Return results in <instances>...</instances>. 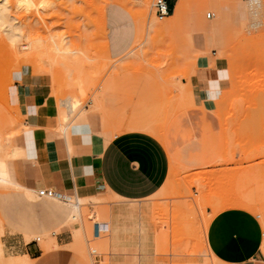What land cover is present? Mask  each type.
Returning a JSON list of instances; mask_svg holds the SVG:
<instances>
[{
	"label": "rangeland",
	"instance_id": "374dc122",
	"mask_svg": "<svg viewBox=\"0 0 264 264\" xmlns=\"http://www.w3.org/2000/svg\"><path fill=\"white\" fill-rule=\"evenodd\" d=\"M40 1L32 0L27 11L8 0L13 30L7 34L0 27V135L6 136L0 148V264H12L8 257L20 256L26 244L36 245L41 258L48 245L60 254L59 264H110L120 228L113 225L108 198L39 199V189L23 182L28 127L10 90L25 72L48 81L58 132L87 115L95 130L119 135L142 132L123 127L142 124L160 142L165 137V185L144 202L124 204L130 209L125 220L132 223L125 230L136 238L149 232L157 258L166 264L179 257L188 259L184 264H220L204 237L211 220L227 209L258 218L264 245V0L257 17L250 14L251 0H185L175 24L155 16L154 0H50L46 10L37 8ZM109 4L126 9L135 28L131 48L116 60L106 44ZM209 13L214 17L207 19ZM201 63L225 68L222 89L202 105L193 77ZM72 99L82 102L74 115L63 108ZM12 147L21 153L11 156ZM7 173L15 186L6 183ZM224 175L232 178L216 183Z\"/></svg>",
	"mask_w": 264,
	"mask_h": 264
},
{
	"label": "crops",
	"instance_id": "0c3cea01",
	"mask_svg": "<svg viewBox=\"0 0 264 264\" xmlns=\"http://www.w3.org/2000/svg\"><path fill=\"white\" fill-rule=\"evenodd\" d=\"M165 1L171 10L174 9L168 20L172 24L181 21L185 0H178L176 5L174 0ZM249 4L251 13V1ZM105 27L109 58L116 60L123 57L135 38L131 15L117 4H109L105 8ZM211 28L215 31L216 27ZM205 66L208 63H201L199 69L195 67L193 75L201 105L202 99L212 100L225 84V68L221 64H216L214 68ZM25 74L10 90V96L28 127L23 134L28 160L22 167L23 182L32 190L52 189L63 199L79 195L110 199L113 201V225L120 227L112 244L114 257L110 264H166L156 257L154 239L149 232L145 238H136L125 230L132 223L125 220L130 209L124 205L144 202L165 185L170 171L165 137L160 142L155 136L145 133L151 128L142 124L123 126L142 132L119 135L108 130H95L87 115L73 122L78 124L72 123L70 128L69 125L60 130V135V131H56L59 112L54 101H50L48 81L32 77L31 73ZM213 105L215 107L216 102ZM174 158L177 159L175 155ZM6 183L15 186L8 173ZM140 207L142 211L150 212L149 205ZM262 234L258 218L250 212L227 209L211 220L204 240L210 257L216 258L220 264H264ZM43 247L46 250L43 258L42 253L36 254V245L31 244H26L24 252L18 257L28 258L30 264L32 261L36 264H59L60 254L49 252L50 247L46 244ZM137 251L143 254L140 259L134 257ZM187 261V258L179 257L173 258L171 263L184 264Z\"/></svg>",
	"mask_w": 264,
	"mask_h": 264
},
{
	"label": "bare ground",
	"instance_id": "6f19581e",
	"mask_svg": "<svg viewBox=\"0 0 264 264\" xmlns=\"http://www.w3.org/2000/svg\"><path fill=\"white\" fill-rule=\"evenodd\" d=\"M16 1V3H15V9H23V8H26L27 9V11H28V9L31 7V6H33V4H35V3H33L32 2V0H15ZM37 1H39V0H37ZM49 1V2H48ZM41 0L40 2H39V4L38 5H36L37 6V8H39V9H42V10H46V8H50V3H52V2H50V0ZM115 1V0H114ZM8 0H0V27H5V28H7L8 30H7V34L9 33V34H11L10 32H12V30H13V26H12V24H10V22L12 21V19H11V21L9 20V17H8V11H9V7L7 6V5H9L8 3ZM35 6V7H36ZM31 8H33V7H31ZM262 7H261V0H251V16L252 17H257V15L260 13V9H261ZM31 10V9H30ZM36 10V9H35ZM132 10V9H131ZM15 11V10H14ZM20 11V10H19ZM40 11V10H39ZM137 11V10H136ZM11 12V11H10ZM136 13V12H135ZM137 14H138V12H137ZM134 15V14H133ZM135 17L134 18H136V19H138V16L135 14L134 15ZM141 16V15H140ZM139 16V19L140 18H142V17H140ZM18 17V16H17ZM45 17V16H44ZM14 23V22H13ZM138 23V22H137ZM140 23V22H139ZM33 24H34V22H33ZM143 25V24H142ZM15 26V25H14ZM17 27V26H16ZM143 27V26H142ZM18 28V27H17ZM138 29H139V27H138ZM141 29V28H140ZM6 30V29H5ZM142 30V29H141ZM143 31V30H142ZM37 32V31H36ZM154 32H157L156 30L154 31ZM14 33H17V32H14ZM20 33V32H19ZM157 33H159V32H157ZM140 35H141V37H142V33H139ZM9 36V35H8ZM16 37V36H15ZM14 37V38H15ZM17 37H18V34H17ZM16 37V38H17ZM21 37V36H20ZM141 37H140V39H141ZM10 38H11V36H10ZM9 38V39H10ZM13 38V37H12ZM13 38V39H14ZM64 38V37H63ZM143 39V38H142ZM33 41V40H32ZM54 41V40H53ZM105 41V40H104ZM140 41V40H139ZM61 43V42H60ZM64 43V42H63ZM138 43V42H137ZM11 44H13V43H11ZM105 44V43H104ZM106 45V44H105ZM39 46H41V45H39ZM52 46V45H51ZM55 46H57L58 47V44H55ZM28 47V46H27ZM42 47V46H41ZM25 49H27V48H25ZM53 49V48H52ZM65 49V48H64ZM31 50V49H30ZM54 50H56V47L54 48ZM12 51V50H11ZM61 52V51H60ZM106 52V51H105ZM70 54H72V53H70ZM80 54V53H79ZM106 54H107V52H106ZM22 57V56H21ZM50 59V58H49ZM40 61V60H39ZM80 62V61H79ZM31 63V62H30ZM39 63V62H38ZM40 64V63H39ZM44 64V63H43ZM75 64V63H74ZM37 65V64H36ZM49 65V64H48ZM41 66V65H40ZM74 66V65H73ZM46 68V67H45ZM43 70V69H42ZM46 70V69H45ZM69 70V69H68ZM74 70V69H73ZM44 71V70H43ZM42 71V72H43ZM80 84V83H79ZM78 85V84H77ZM80 86H81V84H80ZM79 88V87H78ZM81 90V89H80ZM49 97V96H48ZM74 97V96H73ZM81 97V96H80ZM81 101H78V100H76V99H72V100H69V101H67L66 103H65V105H64V107L63 108H65L64 109V111H66V112H68L69 114H73L74 115V112L75 111H79V108H80V110H81ZM60 106V105H59ZM57 111V110H56ZM63 114V113H62ZM71 114V115H72ZM67 116H68V114H66ZM65 115V116H66ZM71 115H70V117H71ZM66 116V117H67ZM61 119H62V117H61ZM68 119L67 118H63V120H62V122H64V123H67L66 121H67ZM69 122V121H68ZM11 124V123H10ZM68 124V123H67ZM60 126H62V125H60ZM8 127V126H7ZM19 128V127H18ZM65 129V128H64ZM63 129V130H64ZM8 130V131H7ZM7 130H5V131H7V132H9L10 133V128L8 127V129ZM12 131H15V130H13L12 129ZM14 133V132H13ZM5 134H6V132H5ZM11 136H12V134H11ZM11 136H10V138H11ZM6 137V136H5ZM5 137H4V135H3V133H2V135H0V148H3L4 147V141H5ZM7 137H9V136H7ZM10 138H8V139H10ZM7 139V138H6ZM9 142H10V140H8ZM7 141V142H8ZM5 144H8V143H5ZM9 145V144H8ZM7 146V145H6ZM5 148V147H4ZM4 148H3V150H4ZM18 153V154H20L21 153V151L19 152V150L18 149H14L13 150V147H12V149H10V154H11V156H15V153ZM18 154H16V155H18ZM227 176V175H226ZM228 177V178H227ZM227 177H225V175H224V177L222 176V178H220V177H218L216 180H217V182L216 183H221V182H227L228 181V179L229 178H232V176H227ZM225 179H227V180H225ZM215 180V181H216ZM230 181V180H229ZM194 182H196V181H194ZM235 184V183H234ZM218 185L216 184L215 185V187H217ZM215 187H213L212 188V190H210V191H214V189H216ZM39 199H44V198H40V197H38ZM66 199L67 198H64V199H57V198H52V200H57V201H66ZM8 259H9V262H11L12 264H30L29 262H28V258H26V257H24V258H20V257H18V256H16V257H8ZM8 262V261H7ZM10 264V263H9Z\"/></svg>",
	"mask_w": 264,
	"mask_h": 264
},
{
	"label": "built area",
	"instance_id": "2783aa9c",
	"mask_svg": "<svg viewBox=\"0 0 264 264\" xmlns=\"http://www.w3.org/2000/svg\"><path fill=\"white\" fill-rule=\"evenodd\" d=\"M152 9L154 11L155 16L159 20L169 17L170 13L172 12V10L167 6L165 0H154ZM213 17L214 15L212 13L207 14V19H211ZM37 196L40 198H44V199L45 198L46 199H52V198L63 199L54 190L49 189V188L39 189L37 191Z\"/></svg>",
	"mask_w": 264,
	"mask_h": 264
}]
</instances>
